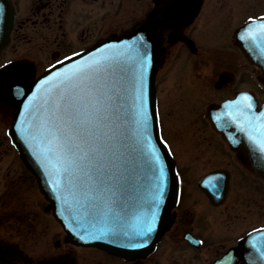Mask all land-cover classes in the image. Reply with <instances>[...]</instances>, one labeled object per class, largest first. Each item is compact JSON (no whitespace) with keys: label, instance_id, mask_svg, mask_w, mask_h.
<instances>
[{"label":"water","instance_id":"obj_1","mask_svg":"<svg viewBox=\"0 0 264 264\" xmlns=\"http://www.w3.org/2000/svg\"><path fill=\"white\" fill-rule=\"evenodd\" d=\"M12 23L10 11L0 9V48ZM247 26L235 35L250 55ZM158 60L154 26L146 21L67 56L36 78L20 62L0 69V98L14 113L8 133L65 241L132 259L151 252L168 229L178 176L159 130ZM208 113L228 141H254L248 146L264 173V104L255 110L239 92Z\"/></svg>","mask_w":264,"mask_h":264},{"label":"flooded vegetation","instance_id":"obj_2","mask_svg":"<svg viewBox=\"0 0 264 264\" xmlns=\"http://www.w3.org/2000/svg\"><path fill=\"white\" fill-rule=\"evenodd\" d=\"M129 8H133L132 11ZM0 9H8L13 17L7 41L0 48V69L20 62L31 66L35 77L71 53L85 50L110 36L128 32L150 21L159 47L155 91L160 132L168 144L179 176L178 197L170 210L171 223L153 250L145 256L128 259L96 246L76 245L65 241L63 231L50 242L51 246L46 247L39 230L42 228L40 220L33 222L29 216L23 217L17 208H12L5 215L6 222L24 225L31 240L26 241L27 246L24 248L17 242L0 237V264H264V173L254 165L256 156L253 148H250L254 141L249 144L244 141H228L223 131L211 122L208 113L210 108H216L223 100L234 97L240 91L246 92L256 110L264 104V69L256 62L264 63V0H0ZM133 11H137V16L129 19L130 24L124 26L123 16L127 12V16H130ZM206 14L207 19L200 22ZM68 19L79 20L74 25V37L65 35L63 21ZM246 23L249 24L247 41L250 55H245L235 35L236 30ZM198 25L202 28L199 26L195 31L193 26ZM224 29L230 39L225 46L204 42L206 33L221 36ZM49 33L55 36L52 45L50 40L45 39ZM33 37L42 38L40 43H45L44 48L40 49L38 45V48L30 49L27 42H32ZM210 47L219 50L217 53L222 57L209 56ZM259 50L263 51L262 57L257 52ZM200 51L208 54L209 59H214L211 65L219 67L212 82L215 90H231L207 103L203 109V117L214 139L204 142L205 147L213 148V157H218L219 162L204 168L199 174L185 170L182 165V162L193 158V141L179 140L174 144L165 134L156 77L162 62L165 65L168 59L179 53L174 63L166 66L167 73H170L168 84L176 82L186 93L188 80L191 86L202 89L201 84L193 80L195 71L189 72L188 62L183 57L198 56ZM240 68L244 70L248 86L232 88L237 79L235 71ZM181 69L185 73L184 78ZM12 117L13 108L0 98L3 138L13 149L14 160L19 161L33 179L37 196H41L43 203L42 207L39 206L36 196L31 197L30 202L45 214L50 211L46 199L7 133ZM198 143L203 144L200 141ZM261 145H264V140ZM206 149L202 150L205 152ZM260 150L264 154V150ZM202 179L204 181L201 186ZM234 181L245 182L247 185L237 186ZM255 185L263 192V197L254 199L251 195L248 198L244 195L238 198L240 201L237 203L232 201L235 199L229 201L232 196L239 195L237 191L252 190ZM7 186L13 192L12 181ZM203 187L212 194L211 197ZM6 207L15 206L8 202ZM234 207L243 208H238L239 212L234 214Z\"/></svg>","mask_w":264,"mask_h":264},{"label":"rangeland","instance_id":"obj_3","mask_svg":"<svg viewBox=\"0 0 264 264\" xmlns=\"http://www.w3.org/2000/svg\"><path fill=\"white\" fill-rule=\"evenodd\" d=\"M132 6L134 8V5ZM133 8H131V10L129 8V10L132 11ZM127 14L128 12L125 14V16H123L124 26L130 24L129 19L133 17L135 18L137 16V11H133L132 14L129 13L130 16H127ZM206 19L207 14L203 16L200 22H204ZM78 21L79 20L76 19H68L65 22L63 21V29L66 31L65 35L67 37H69L70 35L74 37V25ZM115 21L116 20H114L113 24H115ZM236 22L237 20L233 21V24H235ZM199 26L200 25L193 26V29L197 31ZM224 31V34H222L221 36H219V34L217 33H215V35L206 33L207 35L203 37V40L207 44L225 46V44H228L230 39L229 35H227V30L224 29ZM53 37H55L54 34L49 33V36L45 39L50 40L52 45L54 43H52ZM40 39L42 38L33 37L32 42H27V45L29 44L31 46L30 49L38 48L39 45L41 49L43 45H45V43L41 44ZM210 49L211 51L208 52L209 56L217 58L222 57L220 53H217L219 52V50L213 49L211 47ZM46 52L47 49L45 50V53ZM172 52L169 55H171ZM177 54L179 53H175L174 56H172V59H168L165 65L163 64V61L157 73L156 87L159 93L161 106L160 108L162 118L165 123L164 125L166 136L169 137L174 144H176L179 140L193 141L191 147L193 158H191L190 161L182 162V165L185 170L189 169V171H194L200 174L202 171H204V168L214 166L217 162H219L218 157V159L216 158L217 160L213 157L215 156L213 148L206 149L205 147L206 144L204 142L212 141L214 139L211 135L212 133L208 129L207 122L203 117V109H205L204 107H206L207 103L213 100H217L216 98L218 96L225 95L229 90H231V88H224L222 91L215 90L212 82L216 77V70L219 69V67L211 65V61H213L214 59H209L208 54H202L201 51L198 52V56L187 55V57L189 58H187L186 56L183 57L184 60L188 62L187 65L189 66V72L193 70L195 71L196 75L194 76L193 80H196L198 84L200 83L203 90L195 85L191 86L188 80L186 82L185 88L186 93H184V90H182L181 85L177 84L176 82L168 84L167 77H169L170 73L169 71L167 73L168 69L166 68V66H170L172 63H174ZM181 70L182 76L184 78L185 73L183 69ZM235 72L237 74V79L232 84V88H241L248 86L244 70L240 68ZM185 94H188V96L184 97ZM198 141L203 142V144L200 145ZM213 144H215V142ZM202 149H206V151L204 152ZM14 159V151L10 146L6 144V140L3 138V129L0 126V237L12 240L13 243L17 242L18 245L24 248L25 246H27L26 241L30 242L31 236L29 233H26L24 225L19 226L17 224L13 225L11 222H6V213L11 212L12 208H17V210H19L23 217L29 216L31 218V221L33 219V222L35 220L36 222L37 220H40L39 225L42 226V228H40L39 230L41 231L44 238L45 246H51L50 242L58 237L60 235V232H62V230L60 229L61 226L53 218L50 211H46V213L43 214L42 212L38 211L39 209L37 208V206L33 205L30 202L31 197L36 196L38 198L36 186L31 176L27 173V171H25L24 167L19 163V161ZM187 163L188 165H186ZM11 181L14 189L13 192H10L8 190L9 186H7V184ZM234 185L239 186L247 184L245 182L237 183V181H234ZM259 190L260 189H258L255 185V188L252 190H250L249 188L248 190L237 191L239 192V195L236 194L235 196H232L229 201L235 199L232 201L234 203H237L240 201V199L238 198H242L244 197V195L246 198L251 195L254 199L257 197L259 198L260 196L263 197V192L261 190L260 192ZM248 191L252 193H248ZM11 196L12 199H10ZM38 201V205L41 206V204L43 203L41 196L40 198H38ZM8 202L15 207H6L8 205ZM46 202L47 201H45V203ZM260 203L258 205L262 206V204L260 205ZM3 205L4 207H2ZM250 207H257V205H251ZM238 208L243 207H234V214L239 212L237 210ZM37 226L38 225H36V227ZM42 236H40L39 238H42Z\"/></svg>","mask_w":264,"mask_h":264},{"label":"snow or ice","instance_id":"obj_4","mask_svg":"<svg viewBox=\"0 0 264 264\" xmlns=\"http://www.w3.org/2000/svg\"><path fill=\"white\" fill-rule=\"evenodd\" d=\"M262 27H264V25H262ZM72 101H71V99L69 100V105L70 106H72ZM70 115H71V113H70ZM262 150H264V145H262ZM160 172H161V175L163 174V169L161 168L160 169ZM162 190V189H161ZM148 231H150V229L148 230ZM143 235H147V232H145V233H143ZM137 246H139V245H137Z\"/></svg>","mask_w":264,"mask_h":264}]
</instances>
